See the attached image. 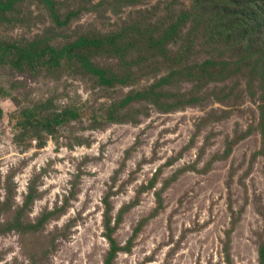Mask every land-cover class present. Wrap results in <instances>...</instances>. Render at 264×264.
<instances>
[{
    "label": "rangeland",
    "instance_id": "1",
    "mask_svg": "<svg viewBox=\"0 0 264 264\" xmlns=\"http://www.w3.org/2000/svg\"><path fill=\"white\" fill-rule=\"evenodd\" d=\"M227 1L0 0V44L104 43L0 61V264H261L264 52L211 37Z\"/></svg>",
    "mask_w": 264,
    "mask_h": 264
},
{
    "label": "trees",
    "instance_id": "2",
    "mask_svg": "<svg viewBox=\"0 0 264 264\" xmlns=\"http://www.w3.org/2000/svg\"><path fill=\"white\" fill-rule=\"evenodd\" d=\"M256 6L251 11L247 12L246 7ZM210 4H206L204 7H209ZM232 8L240 9L231 11ZM211 15L216 19V23L213 27L211 37H226L227 39L234 38L239 44H247L248 49L255 47L258 58L261 59V55L264 52V0H228L223 5H216L212 7L210 11ZM197 22V19H196ZM114 45H117V40H114ZM97 46L104 47V43L101 38L87 39L79 38L77 42L71 44L66 49L55 50L51 47H45L38 50L34 47H19L15 44H0V57L1 63L4 62L3 56H11L9 65L16 70H22L24 66L32 67L34 63L43 61L50 67L57 66L71 50L93 48ZM117 51L121 52L119 48ZM257 55V54H256ZM0 63V64H1ZM257 66H260V62H257ZM91 70V68H88ZM30 190V189H29ZM28 194L26 197L27 203L33 198ZM109 214L106 209V215L111 217V206L107 205ZM52 213L44 214L41 220L37 222L36 226H41L47 220V216ZM44 221V222H43ZM108 232L110 235L114 234L111 223L109 222ZM111 243V250L109 257L106 258V264H111V257L114 259L120 252L115 241L112 237L108 238ZM228 254V253H227ZM229 255V254H228ZM260 261L264 264V244L260 247ZM105 264V262H104Z\"/></svg>",
    "mask_w": 264,
    "mask_h": 264
}]
</instances>
